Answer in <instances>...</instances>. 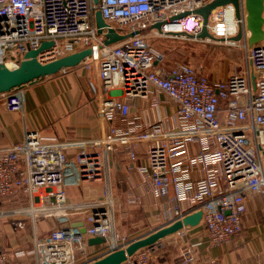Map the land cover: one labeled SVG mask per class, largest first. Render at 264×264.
I'll return each mask as SVG.
<instances>
[{"label": "built area", "instance_id": "2783aa9c", "mask_svg": "<svg viewBox=\"0 0 264 264\" xmlns=\"http://www.w3.org/2000/svg\"><path fill=\"white\" fill-rule=\"evenodd\" d=\"M209 1L0 0V62L16 66L43 42L51 43L36 55L43 63L91 48L84 61L88 67L98 65L93 88L96 114L103 123L101 135L89 140L64 141L26 130L16 143L0 147V216L11 210L2 206L8 199L28 198L32 214L68 208L67 185L82 189L83 200L74 207L89 208L86 232L62 214L61 225L34 236L31 248L16 251V256L33 253L36 264H82L90 261L91 237L106 238L108 251L120 246L110 165V153L117 148L127 151L128 168L133 169L144 144L147 162L137 169L154 195L167 197L168 205L175 203L169 207L172 220L202 210L205 238L188 244L182 253L190 264L202 242L224 244L242 231L249 193L259 192L264 202V40L249 44L244 3L240 17L232 4L213 9L207 24L212 37H203L242 50L243 63L223 80L202 78L188 64L158 66L165 55L144 35L148 29L162 33L170 27V32L203 39V17L196 10ZM97 10L117 32L134 35L105 44L107 29L98 32ZM240 30L242 37L231 39ZM154 92L176 104L169 125L161 117L142 122L131 113L130 98L152 97L151 106L158 107L161 100ZM2 95L8 112L23 111L21 87ZM191 144L198 146L196 152L190 151ZM37 190L44 194L37 195ZM37 199L47 207L37 208ZM182 202L190 204L188 212L181 211ZM17 224L25 225L21 220ZM80 255L85 259L80 261ZM8 258L0 248V264ZM122 264H155L152 249H139Z\"/></svg>", "mask_w": 264, "mask_h": 264}, {"label": "crops", "instance_id": "0c3cea01", "mask_svg": "<svg viewBox=\"0 0 264 264\" xmlns=\"http://www.w3.org/2000/svg\"><path fill=\"white\" fill-rule=\"evenodd\" d=\"M226 51L228 53L225 57L230 58L233 53L232 48ZM196 71L200 77L209 80H223L228 75L227 70H223L222 67H218L211 74L202 73L199 69ZM97 72V69H90L83 61L77 66L23 85L21 87L24 97L22 112H8L4 97L0 94V147L16 143L26 130H38L48 135L54 134L64 141L89 140L99 137L103 132V123L96 114L98 97L93 88ZM153 96L161 100L158 107L151 106L152 97L148 99L130 98L132 115L140 116L142 122L161 117L165 124H171L174 121L176 104L161 92H154ZM197 148L196 144H191L190 151L196 152ZM70 152L74 153L72 150ZM145 152L144 144L140 145L138 157L132 162L133 169L128 168L130 160L127 151L117 148L110 153L112 190L117 189L122 196V202L119 203L123 214L117 217V222L123 234L132 228L136 232L133 237L127 239L119 235L120 246L170 223L173 219V213L169 207L175 203L168 205L167 197L154 195L151 184L137 169V166L147 162ZM65 190L70 205L68 220L72 223L84 221L89 208L83 205L74 207V204L81 201L79 187L69 185ZM36 193L40 195L44 194V191L37 190ZM10 202V200L3 201L2 204L6 207V204ZM179 206L183 213L191 209L190 204L186 202L179 203ZM246 206L242 231L224 244L212 245L202 242L193 250L195 261L191 264H264V202L261 194L259 192L249 193L246 196ZM27 213L29 212L26 210L12 209L0 217H12L17 224V221L23 219L25 222V219H28ZM53 215L56 217V214ZM30 218L33 221L31 233L25 228L24 232L16 231L10 223L0 218V248L9 254L6 264H36L35 254L25 252L16 256V251L29 250L30 240L34 236H42L48 233L54 225L56 226L52 216H46L43 212ZM56 223L57 226L62 224L58 219ZM200 237L205 238L202 223L196 226H185L180 231L163 237L150 247L155 264H190L184 260L183 250L188 244L197 242ZM107 245V243L89 245L87 256L93 260L103 255L108 251Z\"/></svg>", "mask_w": 264, "mask_h": 264}, {"label": "water", "instance_id": "95a60500", "mask_svg": "<svg viewBox=\"0 0 264 264\" xmlns=\"http://www.w3.org/2000/svg\"><path fill=\"white\" fill-rule=\"evenodd\" d=\"M96 4L99 0H93ZM241 3H244L247 11V28L250 32L249 44L254 45L264 40V0H210L204 6L198 8L196 11L203 17V30L199 34L200 37H212L209 33L207 24L210 14L213 9L219 6L232 4L235 8L236 17H240ZM182 16V15H181ZM96 24L98 32L102 33L106 28L105 44H113L129 36L134 35V32L128 34H121L109 25L103 18L101 10L96 11ZM157 28L160 24H155ZM242 37V31L231 39L239 40ZM51 43L43 42L38 49H31L26 52L24 59L16 66H9L4 62H0V94L11 91L17 87H22L27 83H32L37 79L57 74L67 68L81 64L87 57L92 54L91 48L78 50L74 53L68 54L51 62L43 63L39 61L36 55L44 48L50 46ZM254 77V75H253ZM264 153V152H263ZM221 206V204H217ZM229 211H227L228 213ZM202 210L197 212L187 213L182 218H176L170 223L162 225L153 231L139 236L126 244L119 246L113 250H109L103 255L82 264H122L129 256H132L139 249L151 247L155 245L163 237L180 231L185 226H196L201 223ZM73 226H81L82 231L86 232L87 228L84 221H77L72 223ZM66 226V225H65ZM90 245L101 244L106 242L103 236L91 237L88 240Z\"/></svg>", "mask_w": 264, "mask_h": 264}, {"label": "rangeland", "instance_id": "374dc122", "mask_svg": "<svg viewBox=\"0 0 264 264\" xmlns=\"http://www.w3.org/2000/svg\"><path fill=\"white\" fill-rule=\"evenodd\" d=\"M144 35L146 36V38L154 48L161 51L165 55V61L161 65L163 67H171L176 64H188L194 66L197 70L199 69L200 72L208 73V74L215 72V70L218 67H222L223 70H227L228 72L227 74L229 75L231 72L235 71L238 68V64L240 65L243 63L242 50L234 45H223L220 43L212 42V40H206L204 38L198 39L195 38V36L185 35L181 33H173V32L156 33V31L153 29L146 30L144 32ZM228 48H232L233 51V53L231 54L232 56H230V58L225 57L226 53H228V51H226L228 50ZM9 65L12 66V64ZM90 66L91 67L89 68L92 70L93 69L96 70L98 67V65L95 62H92ZM2 97H4V95ZM68 186L69 185H67L66 187ZM113 193L116 199V206L114 208V220H115V228H116L117 236L120 235V237H123L125 239L133 237L136 234L134 228H132V230L126 231L125 232L126 234H123V232L120 230L119 224L117 222V217L123 214V210L121 209L119 203L122 202V196H121V192L117 191V189L115 191L113 190ZM80 199L81 201L83 200L82 189H80ZM8 200H10L12 203L11 202L7 203L6 207L2 204L4 208L6 209L12 208L16 210H20V208H25L26 211L29 212L27 210L28 206H30V201L28 198H21L19 201L18 199L17 200L8 199ZM66 202L68 203L69 201L66 200ZM35 205L37 208L47 207V204L43 205V203L39 201H36ZM68 209L69 208H65L62 210L38 209L34 214L29 212L27 213L28 219L27 220L25 219V222L22 219V221L25 224L23 228H20V226L16 224V220H14V218L12 217L3 216L0 218L10 223L13 226V229L16 231L21 230L24 232V230L26 229L27 232L31 233L33 229L32 228L33 221L30 218L31 216L34 217L35 215H37V213L43 212L44 215L46 216L48 215L52 216L57 226L56 219L60 221L62 214L70 216V211H68ZM52 213L56 214V217ZM14 222L18 227L14 224ZM116 224H118V226ZM56 226L54 225L52 228L49 229V231L54 229ZM84 259L85 257L83 255H80L79 260H84ZM87 259L89 260L90 256H87Z\"/></svg>", "mask_w": 264, "mask_h": 264}, {"label": "bare ground", "instance_id": "6f19581e", "mask_svg": "<svg viewBox=\"0 0 264 264\" xmlns=\"http://www.w3.org/2000/svg\"><path fill=\"white\" fill-rule=\"evenodd\" d=\"M170 31H173L170 27L166 28L165 29V32H170ZM98 51L96 50L95 53H97ZM10 66V65H9Z\"/></svg>", "mask_w": 264, "mask_h": 264}]
</instances>
